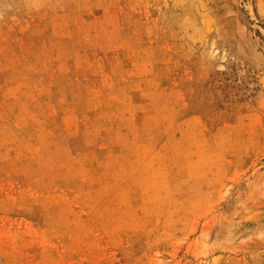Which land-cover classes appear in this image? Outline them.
<instances>
[{
  "label": "rangeland",
  "instance_id": "obj_1",
  "mask_svg": "<svg viewBox=\"0 0 264 264\" xmlns=\"http://www.w3.org/2000/svg\"><path fill=\"white\" fill-rule=\"evenodd\" d=\"M0 264H264V0H0Z\"/></svg>",
  "mask_w": 264,
  "mask_h": 264
},
{
  "label": "bare ground",
  "instance_id": "obj_2",
  "mask_svg": "<svg viewBox=\"0 0 264 264\" xmlns=\"http://www.w3.org/2000/svg\"><path fill=\"white\" fill-rule=\"evenodd\" d=\"M86 89H88V88L86 87ZM42 90H43V89H42ZM103 96H104V95H103ZM97 99H98V98H97ZM97 99H96V100H97ZM94 100H95V99H94ZM110 100H111V99H110ZM89 102H90V101H89ZM96 102H97V101H96ZM96 102H94V103H96ZM92 103H93V102H92ZM103 103H104V100H103ZM108 103H109V102H108ZM52 107H53V106H52ZM89 107H90V105H89ZM54 108H55V107H54ZM54 108H53V109H54ZM60 108H61V107H60ZM54 110H55V109H54ZM54 110H53V111H54ZM55 111H56V110H55ZM36 125H37V124H36ZM36 127H37V126H36ZM35 129H36V128H35ZM37 129H39V128H37ZM23 130H24V129H23ZM26 131H27V130H26ZM23 132H24V131H23ZM27 132H28V131H27ZM34 132H35V131H34ZM34 132L32 133V131H31L32 134H34ZM37 132H38V131H37ZM50 132H51V131H50ZM11 135H12V134H11ZM34 135H35V134H34ZM32 136H33V135H32ZM30 137H31V136H30ZM45 137H46V136H45ZM36 139H37V138H36ZM30 141H31V140H30ZM28 153H29V152H28ZM30 154H31V153H30ZM25 204H26V203H25ZM252 221H253V220H252ZM234 226H235V225H234ZM237 226H238V225H237Z\"/></svg>",
  "mask_w": 264,
  "mask_h": 264
}]
</instances>
